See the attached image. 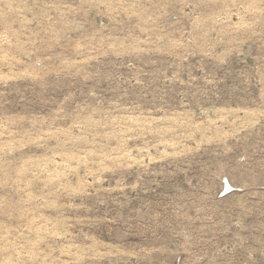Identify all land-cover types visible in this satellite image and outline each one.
Listing matches in <instances>:
<instances>
[{
  "label": "rangeland",
  "instance_id": "1",
  "mask_svg": "<svg viewBox=\"0 0 264 264\" xmlns=\"http://www.w3.org/2000/svg\"><path fill=\"white\" fill-rule=\"evenodd\" d=\"M0 264H264V0H0Z\"/></svg>",
  "mask_w": 264,
  "mask_h": 264
}]
</instances>
